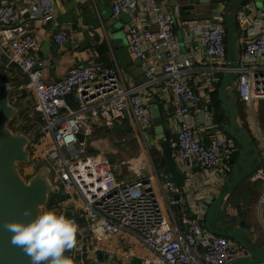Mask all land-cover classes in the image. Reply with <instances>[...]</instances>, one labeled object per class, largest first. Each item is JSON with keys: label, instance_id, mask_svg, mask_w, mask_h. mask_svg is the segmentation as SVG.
I'll list each match as a JSON object with an SVG mask.
<instances>
[{"label": "built area", "instance_id": "2783aa9c", "mask_svg": "<svg viewBox=\"0 0 264 264\" xmlns=\"http://www.w3.org/2000/svg\"><path fill=\"white\" fill-rule=\"evenodd\" d=\"M14 1L22 2L20 9L0 0L1 68L12 84L18 80L13 85L19 95L14 92L11 103L26 104L13 126L24 132L38 129L27 166L35 169L52 162L51 180L66 193L52 211L76 224L82 220L88 227L92 248L87 249L85 236L79 235L77 246L68 254L74 264H108L99 262L97 254L102 251L99 245L112 239L118 245L127 242L128 247L139 243L150 254L142 264H230L237 260L244 251L240 245L211 234L205 221L232 173L239 146L215 121L214 109L204 110L206 121L198 122L200 98L187 77L192 61L182 57L174 30L176 20L162 4L174 0H111L115 16L138 12L126 32L131 53L144 63L146 80L132 88L121 84L115 69L97 62L71 68L58 82H45L44 66L49 59H36L39 42L17 15L51 22L55 0ZM258 3L264 7V0H245L235 14L241 46L235 93L254 119L256 107L264 102V10L256 8ZM216 5L210 19L192 22L190 32L204 57L218 63L224 74L228 70L227 4ZM174 13L180 14L178 5ZM54 42L66 46L71 36L58 31ZM161 80L175 103L168 122L175 136L173 157L186 178L179 190L170 178H159L150 152L123 162L129 176L108 160L85 154L86 138L94 128L112 131L128 110L146 139L145 134L153 128V116L151 103L142 93L149 94ZM69 97H74L76 107L69 104ZM254 124L262 136L256 120ZM79 135L85 140L80 141ZM153 145L158 147L159 142L153 140ZM66 148L77 149V154L68 159L63 152ZM193 163L201 165L204 173H195ZM174 207L184 209L181 224Z\"/></svg>", "mask_w": 264, "mask_h": 264}, {"label": "crops", "instance_id": "0c3cea01", "mask_svg": "<svg viewBox=\"0 0 264 264\" xmlns=\"http://www.w3.org/2000/svg\"><path fill=\"white\" fill-rule=\"evenodd\" d=\"M1 1L5 6L16 5L18 9L22 5V2L17 3L14 0ZM185 1L174 0L171 3L165 1L162 4L165 12L172 14L176 20L174 30L180 44L182 57L192 61V66L188 69L187 77L189 84L199 94L201 110L204 111L212 108L215 111L216 105L221 104L218 92L223 74L218 70V63L204 57L203 49L192 39L190 32L192 22L208 20L204 19V15L209 11V6L199 5L198 8L201 12L194 14L193 10H185ZM175 5L180 7L179 15L174 13ZM262 6V3H258L256 8L264 10ZM210 8L212 15V13L216 12L214 10L217 8V5L212 4ZM55 10V18L51 22H44L41 19L31 20L26 15H17L18 18L24 20V25L28 29L29 34L39 42V50L35 54L36 59L39 62L49 59L48 63L44 66L43 79L45 82H58L66 77L71 68L84 67L92 62L115 69L121 84L127 88H132L145 82L144 63L131 53L129 38L126 32L129 25L138 18V12L115 16L111 0H55ZM253 15H256V13H253ZM188 19L199 20L190 21L191 23L186 25L185 21ZM58 31H66L70 34L71 42L68 45L59 46L54 42V35ZM121 31H124L125 35L117 37ZM0 60L1 67L3 64L1 57ZM13 82L17 83L18 80H14ZM142 94L145 101L151 103L152 116L157 114L162 121H167L170 113L175 108V103L173 96L166 91L164 80H161L149 94ZM68 102L72 107H76L74 97H69ZM238 103L241 109V123L249 131L252 140L259 147L263 164L259 171L232 192L226 200L224 209L228 217L232 219L234 226H239L247 231L245 235L247 239L255 241V246L264 247V140L262 138V136L264 137V132H261V136L258 131H254V129H257L254 124L256 118L254 119L250 115V112L240 104L239 100ZM22 105H25V103H22ZM242 107H244V110ZM244 115H246V121L241 118ZM203 120L204 123L206 121V113ZM154 121L153 116L152 134L156 132ZM198 122L203 124L200 122V114ZM258 125L257 127H259ZM115 128L116 131H107L103 127H95L92 134L86 138L87 146L85 154L89 157L106 159L114 165L112 160L102 154L101 148L107 147V151H110L112 154H118L120 153V149L122 150V146H119L120 143H138L141 145L139 156H145L148 152L153 156V163L156 166L159 178L163 180L170 178L164 173L165 158L160 147V142L158 147L155 146V151L159 158V162L156 163L155 157L147 145V140L141 135L134 123L130 110L126 111L124 117L117 122ZM172 137L175 140L173 132ZM109 142H114V144L110 145ZM105 143L107 144L105 145ZM92 147L94 150H97L96 154L92 153ZM127 148L128 151H132L130 145H127ZM239 153L240 148L233 157L232 167L236 163ZM192 166L195 173H204L201 165L193 163ZM203 177L206 179L205 174H203ZM202 187L203 184L199 189H202ZM53 199L54 203L46 211H52L57 200L61 198ZM173 211L177 222L181 224L184 209L174 207ZM77 224H79L77 236H85L84 244L87 246V249H91L92 242L88 236V227L82 220H77ZM126 243L125 245H118L113 239L101 243L99 248L105 255V261L108 264H134L135 259H140L142 262V260L150 258L149 252L139 243L135 242L131 247H128ZM68 254L69 251H66L65 256L68 257ZM131 256L133 257L132 259ZM238 256L237 260L247 257L248 253L244 250Z\"/></svg>", "mask_w": 264, "mask_h": 264}, {"label": "water", "instance_id": "95a60500", "mask_svg": "<svg viewBox=\"0 0 264 264\" xmlns=\"http://www.w3.org/2000/svg\"><path fill=\"white\" fill-rule=\"evenodd\" d=\"M245 0H186L185 10L194 11L199 14L198 6H209L210 13L204 15V19L211 17V5L222 2L227 4L224 18L227 32L228 48V70L223 74L218 96L222 105L221 112L227 120L221 126L223 132L232 138L240 148L236 163L232 167V173L228 178L221 194L215 199L206 216V229L214 235L226 237L237 244L248 253V256L233 261L230 264H264V247L255 246V241L245 237L247 231L239 226H234L233 221L225 211V203L228 197L237 187L248 180L262 167L261 152L257 144L252 140L249 131L242 125L240 116L241 109L238 96L235 93L238 75L236 73L237 63L240 59L241 46L239 34L236 27L235 14ZM190 6V7H189ZM261 6V4H259ZM188 14V13H186ZM28 18L29 15H26ZM199 19L186 20L185 22ZM125 35L124 31L118 33ZM167 63V56L164 55ZM3 71L0 72V264H30L29 258L24 255L18 247L10 244L11 234L4 230L3 225L7 222L29 223L37 218L40 212H46L51 198H66V193L59 185H54L52 167L43 165L37 168L35 174L25 179L21 173L20 166L29 165L31 152L28 147L36 141L34 131L24 132L21 129L13 130L10 124L19 117L23 108L11 103L12 94L17 87L10 81L4 79ZM205 112L200 113V122L203 123ZM157 139L165 158L164 173L174 182L176 189L185 186V174L181 172L173 157V137L170 124L162 121L159 115L154 114ZM116 131V128L113 129ZM84 141L83 135L78 136ZM179 196L175 195V199ZM30 209L31 216L25 217L24 211ZM99 262L105 261L102 251L97 254ZM134 264H141L140 259H135Z\"/></svg>", "mask_w": 264, "mask_h": 264}, {"label": "clouds", "instance_id": "9594fccd", "mask_svg": "<svg viewBox=\"0 0 264 264\" xmlns=\"http://www.w3.org/2000/svg\"><path fill=\"white\" fill-rule=\"evenodd\" d=\"M27 209L23 215L31 216ZM4 230L11 234L10 244L20 248L30 264H74L65 256L77 246L78 225L74 220L55 211L40 212L29 223L7 222Z\"/></svg>", "mask_w": 264, "mask_h": 264}, {"label": "rangeland", "instance_id": "374dc122", "mask_svg": "<svg viewBox=\"0 0 264 264\" xmlns=\"http://www.w3.org/2000/svg\"><path fill=\"white\" fill-rule=\"evenodd\" d=\"M208 13H210V12H207V14ZM1 71H2V68L0 67V72ZM4 79L9 80L8 78H6V76L4 77ZM25 105H22L21 103L18 104V106H20V107L23 108V111L22 112L25 111L24 110L25 109ZM242 109L244 110V107H242ZM245 114H246V110H245ZM19 117H20V115H19ZM245 117H246V115H244L241 118H243L246 121ZM255 117H256V120H257V124H259L258 125L259 126V129L263 133L264 132V102L259 103V105L256 107ZM18 118H16L14 121H16ZM13 122L10 124V127L11 128L13 127ZM12 129L15 130L14 128H12ZM17 129H19V128H17ZM254 131L256 132L257 129L256 130L254 129ZM145 137H146V140H147V145H148L150 151L152 152V154L154 155L156 163H158L159 162V158H158V155L156 154V151H155L156 148L153 145V140H155L156 142H159V140L157 139L158 135L156 134V132H154L152 134V131H150V132H148V133L145 134ZM31 144H34V142L31 143ZM106 144L107 143H105V145ZM109 144L112 145V144H114V142H111V143L109 142ZM127 145H130L132 151H128ZM119 146H122V150L120 149V153H118V154H112L110 151H107L108 150L107 147H104V149L101 148V150L103 152L102 154L104 156H106L108 159L112 160V162H113V164L115 166L120 167V169H122L124 171V173L129 176L130 173L126 169V166L123 165V162H127V161H130V160L134 159V158H138L139 155H140V152H141L140 151L141 145L138 144V143L127 142V143H120ZM28 150L32 153V146L31 145L28 147ZM76 150L77 149H75V148H66V149H64L63 152H64L65 156L68 159H70V158H73V156L77 154V151ZM91 151H92L93 154H96L97 153V150H94L93 147L91 148ZM51 164H52V162L51 161H48V162H45V164L43 163V164L38 165L35 169H31L27 165H22V166H20L21 173H22L23 177L27 180L33 174H35V172H36V170H37L38 167L43 166V165H49V166H51ZM46 209L49 210V207H47ZM133 244L134 243H132V245Z\"/></svg>", "mask_w": 264, "mask_h": 264}, {"label": "trees", "instance_id": "16d2710c", "mask_svg": "<svg viewBox=\"0 0 264 264\" xmlns=\"http://www.w3.org/2000/svg\"><path fill=\"white\" fill-rule=\"evenodd\" d=\"M221 107H222L221 104H218V105H216V110H215V121H216L220 126H222L223 124H225V123L227 122V120L224 118V116H223V114H222V112H221V109H222ZM12 128H14V126H13ZM237 145H238V144H237ZM238 146H239V145H238ZM233 161H234V160H233ZM53 203H54V199L51 198L48 207L52 206Z\"/></svg>", "mask_w": 264, "mask_h": 264}]
</instances>
